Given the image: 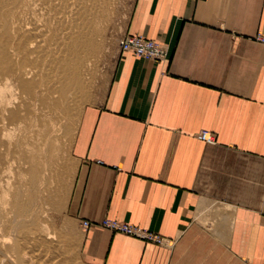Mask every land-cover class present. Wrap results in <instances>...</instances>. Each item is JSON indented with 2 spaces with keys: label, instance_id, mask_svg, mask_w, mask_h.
<instances>
[{
  "label": "crops",
  "instance_id": "1",
  "mask_svg": "<svg viewBox=\"0 0 264 264\" xmlns=\"http://www.w3.org/2000/svg\"><path fill=\"white\" fill-rule=\"evenodd\" d=\"M127 34L169 57L118 48L82 113L66 204L82 264H264V0H135ZM105 219L171 243L113 233Z\"/></svg>",
  "mask_w": 264,
  "mask_h": 264
},
{
  "label": "rangeland",
  "instance_id": "2",
  "mask_svg": "<svg viewBox=\"0 0 264 264\" xmlns=\"http://www.w3.org/2000/svg\"><path fill=\"white\" fill-rule=\"evenodd\" d=\"M13 1L0 0L7 46L19 37V57H10L18 76L0 73V187L34 188L21 204L31 244L13 256L22 264H82V232L66 213L73 141L84 109L102 98L135 0Z\"/></svg>",
  "mask_w": 264,
  "mask_h": 264
},
{
  "label": "bare ground",
  "instance_id": "3",
  "mask_svg": "<svg viewBox=\"0 0 264 264\" xmlns=\"http://www.w3.org/2000/svg\"><path fill=\"white\" fill-rule=\"evenodd\" d=\"M15 2L16 1L14 0L13 3ZM1 10L2 8H0V15L2 16ZM1 16H0V19H1ZM16 40H19V37L17 36V34L13 36L12 44L11 46L8 47L4 36L2 35V28L0 26V73L4 75L14 74L17 77L18 72L15 73L16 67L14 66V64L12 63L10 59V57L12 56L16 58L19 57V53L15 50L16 45L14 44V42ZM2 136L0 134V143H1L0 144V169H1V165L3 164V160L5 159L2 157L4 156V153H6L5 145H2V142H1ZM26 187L27 185L22 186V183H20V181H18L16 185H13V184L11 185V182L8 181L7 185H4V186L1 185L0 187V261H1V264H22L20 260H17L16 256L15 257L13 256V254L19 252L21 253V257H22L25 253L28 252L29 245L31 244L29 240H30V236L32 232H29L30 236L29 235L27 236V233L29 231L28 214L30 212H27V216H26V212L21 208V204H22L23 198L26 197V194H27L26 191L28 189H34V188L32 187L26 188ZM63 202L64 201L62 198L58 201L60 205L63 204ZM2 223L8 224L7 229L6 227L3 228ZM11 241H13V243L10 245L8 242H11ZM31 241H33V239H31ZM34 247L35 246L33 244L32 250L34 249ZM33 257L35 256L33 255Z\"/></svg>",
  "mask_w": 264,
  "mask_h": 264
},
{
  "label": "built area",
  "instance_id": "4",
  "mask_svg": "<svg viewBox=\"0 0 264 264\" xmlns=\"http://www.w3.org/2000/svg\"><path fill=\"white\" fill-rule=\"evenodd\" d=\"M258 40L264 44V37H259ZM118 44L121 53H133L136 57L146 60L165 62L169 57V47L167 45L143 36L126 35L119 40ZM197 138L210 145L216 143L215 136L209 131H202ZM92 226L93 224L89 221L81 222L83 231H88ZM100 226L113 233H121L158 246L170 245L171 243L159 235H155L145 229L127 223L105 219Z\"/></svg>",
  "mask_w": 264,
  "mask_h": 264
}]
</instances>
